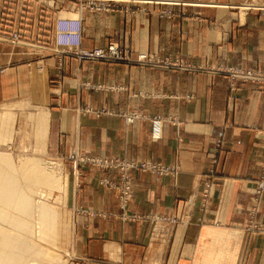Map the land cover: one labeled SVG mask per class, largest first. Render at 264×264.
I'll use <instances>...</instances> for the list:
<instances>
[{
  "label": "crops",
  "instance_id": "0c3cea01",
  "mask_svg": "<svg viewBox=\"0 0 264 264\" xmlns=\"http://www.w3.org/2000/svg\"><path fill=\"white\" fill-rule=\"evenodd\" d=\"M175 8L173 18L155 11L85 12L82 45L114 40L135 52L170 54L204 69L67 57L55 84V60L43 62L44 98L34 116L47 115L49 155L73 151L180 166L176 177L132 171L125 206L136 217L123 219L116 191L98 183L118 173L69 163L70 250L77 264H264V232L247 228L249 222L264 223V193L255 196L256 180L264 177V85L240 82L231 88L228 76L216 71L224 65L264 66V11L247 10L240 18L226 8ZM28 66L0 70V103L31 94L29 82L28 91L22 90ZM88 106L109 112L97 116L82 109ZM129 112L139 116L126 122ZM214 156L215 180L204 203L201 180ZM152 215L176 222L167 233L155 234Z\"/></svg>",
  "mask_w": 264,
  "mask_h": 264
},
{
  "label": "rangeland",
  "instance_id": "374dc122",
  "mask_svg": "<svg viewBox=\"0 0 264 264\" xmlns=\"http://www.w3.org/2000/svg\"><path fill=\"white\" fill-rule=\"evenodd\" d=\"M246 1H248L247 3H252V5L244 11H264V0H0V70L16 64H28L30 75L29 78L24 77L22 83L24 87L22 90L28 91L29 88L26 87L28 82L31 85V94H26V92H24L23 94L17 96V102L10 104L0 103V151L9 153L14 158H19L21 156H40L41 159L43 158L42 160L54 161L61 167V177L57 187L55 186L53 189L51 188L52 190L48 187H40L35 192V199L39 198V200L45 203L48 208L51 207L50 209H54V221L57 219L54 222V228L57 225L56 227L58 229H55L58 232L56 231L54 235L36 233L38 240L42 242L43 246H45V250L50 254L51 260H53V262L49 261L48 264H70L71 262V264H77L76 258L73 260L71 259L73 256L70 250L73 231V211L69 204L73 177L69 175V163L73 164L74 167H79L81 164H88L105 171L117 172L115 168L99 166L92 160L94 158L112 159L119 157H99L89 154H79L73 151L65 156H52L47 153L46 146H44V150L41 149L43 145L42 142L38 148L36 147L38 144L35 140L36 127L32 116L36 112L37 108H39V106L43 103V84L46 83L45 67L43 66V62H45L47 58L55 60V63L53 64V70L55 71L53 82L55 84H58L61 81V78L65 73L63 61L67 57H74L79 61L125 62L128 64L176 68L179 70L204 69L203 66L185 62L183 59L172 57L170 54L162 55L152 50L135 52L127 45L120 44L114 40H109L104 45H95L91 47L83 46L81 42V48L87 50L103 48L108 51L111 47H116L118 54L123 58L129 57L134 59L139 54H145L151 62L138 63L129 62L126 59L91 60L79 58L75 48H71V46L67 47L57 42L58 34L55 25L58 19H71L70 15L67 14H76L82 22L83 13L85 12L94 15L113 12L133 13L136 11H147L150 13L155 11L159 16L173 18L179 13L175 7L185 4H197L200 7L218 9L226 8L230 12L239 14V12H241V8L239 7L240 4ZM246 70L264 71V66H244L241 64H235L219 66L216 68V71L222 72L228 76L229 86L231 88H236L240 82H245L233 77L232 75H234V73L231 71ZM16 90L21 91L18 88ZM73 99L74 98H72V100ZM9 108L10 110H8ZM82 109L85 112L92 113L97 116L109 112L105 108H94L92 106L83 107ZM7 113L9 116L5 120V114ZM138 116L139 114L135 112L124 113V120L126 122H131L134 117ZM218 146L219 144L216 145V149ZM216 149L215 153L217 152ZM131 160L136 162L148 161L152 163L164 164L150 160ZM215 163L216 158L214 156L211 159V167L209 171L203 175L201 180L200 194L204 203L206 202V199L210 197L209 194L215 180L213 175V166ZM164 165L172 167L177 166L178 173L180 172V166L178 164L165 163ZM178 173H168L166 175L176 177ZM105 178L114 180L116 177L114 178L109 175L102 176L98 183L102 187L115 190L118 195V200L120 201L121 198L119 191L117 189H113L111 185H104L103 180ZM262 180H264V177L256 180V197H260L264 193V190H262L259 186V183ZM130 194L131 191L127 196L128 199ZM204 205L202 206L203 209H205ZM119 210V215L123 219L136 217L133 213L128 212L126 206L121 205V203H119ZM249 214L250 219H252L255 214V209L250 210ZM175 222L176 221H173L171 225ZM158 223L159 222H156L154 224V228L152 227V232L155 234L165 228L164 225ZM247 228L248 230H260L264 232V223L251 224L249 222Z\"/></svg>",
  "mask_w": 264,
  "mask_h": 264
},
{
  "label": "bare ground",
  "instance_id": "6f19581e",
  "mask_svg": "<svg viewBox=\"0 0 264 264\" xmlns=\"http://www.w3.org/2000/svg\"><path fill=\"white\" fill-rule=\"evenodd\" d=\"M247 2L239 6L240 18L243 17L244 10L252 4ZM70 17L77 19L78 15L72 14ZM67 31L70 32L69 29L66 31L63 28L59 29L60 34ZM32 117L37 123L36 147L38 148L42 142L41 149L44 150L43 128L47 115L42 111ZM7 118L8 115H5V120ZM42 159L40 156L14 158L9 153L0 151V264L53 262L36 233L54 235L57 231L54 222L57 219L54 221V209H50V206L48 208L39 198L35 199V192L40 187L50 189L57 187L61 167L54 161Z\"/></svg>",
  "mask_w": 264,
  "mask_h": 264
},
{
  "label": "built area",
  "instance_id": "2783aa9c",
  "mask_svg": "<svg viewBox=\"0 0 264 264\" xmlns=\"http://www.w3.org/2000/svg\"><path fill=\"white\" fill-rule=\"evenodd\" d=\"M57 30V42L63 44L64 46H71L77 50V55L82 59H126L129 62H138V63H150L151 60L145 54H139L136 58H123L118 54L116 47H111L108 51L103 48H95L93 50H87L81 48L80 34L82 30L80 19H63L59 18L56 25ZM63 28L64 31L68 30L64 34L59 33V29ZM71 29V30H70ZM73 31V32H72ZM68 47V46H67ZM234 73L233 77L238 80H243L245 82H253L257 84H264V71L258 70H246V71H231ZM94 161L99 166H107L115 168L118 173L117 179L114 180L105 178L103 180L104 185H111L113 189H117L120 194V203L125 206L128 194L131 191V173L133 170H142L151 172L157 176L166 175L168 173L176 174L178 173V168L172 166H165L160 163H152L148 161L136 162L128 158H112V159H102L94 158ZM259 186L264 190V180L260 181ZM151 224L154 228V224L159 221H165L164 230L167 233L169 231V224L175 221L174 218H168L166 216L152 215L150 218Z\"/></svg>",
  "mask_w": 264,
  "mask_h": 264
}]
</instances>
